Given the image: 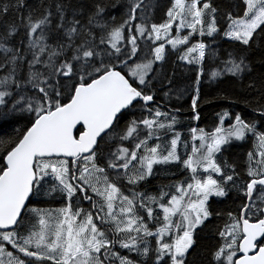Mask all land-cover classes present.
I'll return each mask as SVG.
<instances>
[{
  "label": "snow or ice",
  "instance_id": "obj_1",
  "mask_svg": "<svg viewBox=\"0 0 264 264\" xmlns=\"http://www.w3.org/2000/svg\"><path fill=\"white\" fill-rule=\"evenodd\" d=\"M6 127L0 264H264V0H0Z\"/></svg>",
  "mask_w": 264,
  "mask_h": 264
},
{
  "label": "trees",
  "instance_id": "obj_2",
  "mask_svg": "<svg viewBox=\"0 0 264 264\" xmlns=\"http://www.w3.org/2000/svg\"><path fill=\"white\" fill-rule=\"evenodd\" d=\"M224 3H227L228 0H223ZM187 81V76L182 74L180 70H177L175 76V83L181 87L185 85ZM233 85L224 83V84H215V83H204L202 85V95L206 97H212L218 94H223L225 91H231L233 89ZM171 103H175L178 105H187L189 103V98L187 95L184 96V99L181 101H177L175 97H173ZM222 106L227 107L226 102L224 101H217L214 104H204L201 112H202V120L201 126L209 125L211 120L214 118L215 113L217 111L223 110ZM243 105H239L234 107L232 110L239 111ZM189 115L187 112L182 113V118H186ZM13 129L11 127H6L3 133H0V139L7 138V135L12 134ZM236 151H243V149H237Z\"/></svg>",
  "mask_w": 264,
  "mask_h": 264
},
{
  "label": "flooded vegetation",
  "instance_id": "obj_3",
  "mask_svg": "<svg viewBox=\"0 0 264 264\" xmlns=\"http://www.w3.org/2000/svg\"><path fill=\"white\" fill-rule=\"evenodd\" d=\"M182 115V114H181Z\"/></svg>",
  "mask_w": 264,
  "mask_h": 264
}]
</instances>
